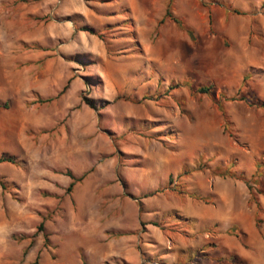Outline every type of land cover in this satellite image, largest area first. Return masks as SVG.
I'll return each mask as SVG.
<instances>
[{
	"label": "rangeland",
	"instance_id": "374dc122",
	"mask_svg": "<svg viewBox=\"0 0 264 264\" xmlns=\"http://www.w3.org/2000/svg\"><path fill=\"white\" fill-rule=\"evenodd\" d=\"M5 102L0 264H264V0H0Z\"/></svg>",
	"mask_w": 264,
	"mask_h": 264
},
{
	"label": "trees",
	"instance_id": "16d2710c",
	"mask_svg": "<svg viewBox=\"0 0 264 264\" xmlns=\"http://www.w3.org/2000/svg\"><path fill=\"white\" fill-rule=\"evenodd\" d=\"M164 18H167V19L171 20L173 23H175V24H177L179 26V22L169 14L168 10L164 13V15H163L162 19L159 21V23H161ZM79 31L86 32V33H89V34H93V31L90 28H88V27H81V29ZM185 32H186L187 35L190 36V31L185 29ZM65 89H66V85L62 88L61 92H63ZM198 91L200 93H206L207 92V88H202L201 87V88H199ZM86 103H87V105L89 107L93 108V106H92V104L90 102L87 101ZM0 107L1 108H6L7 107V103L5 102V103L0 104ZM1 163L13 164L14 162H13L12 158H9V157H6V156H0V164ZM67 176L71 180V182L67 186V190H70V188L72 187V185H73L75 180H74V178H73V176L71 174H67ZM79 179L80 178H78L76 181H78ZM170 180L171 179L169 178L168 181H167L168 184H170ZM0 188L3 189V190L5 189V184L1 180H0ZM138 207H139V204H138ZM139 211H140V208H139ZM82 264H85V263L83 262Z\"/></svg>",
	"mask_w": 264,
	"mask_h": 264
},
{
	"label": "crops",
	"instance_id": "0c3cea01",
	"mask_svg": "<svg viewBox=\"0 0 264 264\" xmlns=\"http://www.w3.org/2000/svg\"><path fill=\"white\" fill-rule=\"evenodd\" d=\"M125 2H126V0H125ZM130 18H131V20L135 23V26L137 27V25H136L137 22H136V20L133 19L132 15H131V12H130ZM136 31H137V28H136ZM134 264H135V263H134ZM137 264H138V263H137Z\"/></svg>",
	"mask_w": 264,
	"mask_h": 264
}]
</instances>
